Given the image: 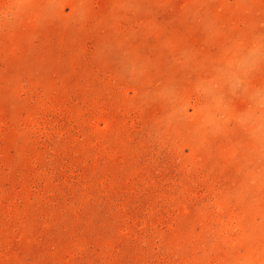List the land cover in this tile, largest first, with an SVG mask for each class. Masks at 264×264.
<instances>
[{
	"label": "rangeland",
	"instance_id": "374dc122",
	"mask_svg": "<svg viewBox=\"0 0 264 264\" xmlns=\"http://www.w3.org/2000/svg\"><path fill=\"white\" fill-rule=\"evenodd\" d=\"M0 264H264V0H0Z\"/></svg>",
	"mask_w": 264,
	"mask_h": 264
}]
</instances>
